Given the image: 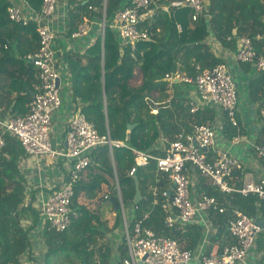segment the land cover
<instances>
[{"label": "trees", "instance_id": "obj_1", "mask_svg": "<svg viewBox=\"0 0 264 264\" xmlns=\"http://www.w3.org/2000/svg\"><path fill=\"white\" fill-rule=\"evenodd\" d=\"M43 1L25 0L37 12L41 11ZM127 1L67 0L69 38L81 24L93 25L92 42L84 52L66 56L71 90L81 113L94 123L100 135L127 141L131 148L161 157L180 134L191 131L186 119L204 124L200 120L201 111L190 112L194 87L171 84L165 80L166 75L196 77L203 70L224 63L208 42L212 34L217 43L230 51L237 50L238 37H251L260 51L262 41L256 37L264 36V0H206L208 17L195 23L189 8H174L170 13L156 9L140 25L149 33V40L139 42L136 49L123 45L111 27ZM171 1L176 0H168ZM9 6L6 0H0V107L17 119L29 113L31 92L38 83V73L26 57L38 51L39 36L35 23L23 26L11 22ZM104 18L103 37L100 31ZM249 82L250 100L263 109L264 72L255 74ZM155 95H159L158 100ZM151 102L166 105L153 113ZM128 123L136 125L130 132ZM224 131L228 139L239 134L229 120ZM260 134L264 140V127ZM24 156L20 141L7 135L6 146L0 153V264H23L21 256L27 254L30 245L29 231L40 219L33 207L38 190L32 192L31 202L25 205L26 182L19 169ZM91 160L75 186L72 207L79 217L66 231L46 234L47 252L42 264H114L116 258L118 264H123L129 251L122 211L118 208L120 200L127 211L130 231L138 221H144V227L157 235L174 238L184 249H197L204 233L201 226L194 224L185 231L165 226L162 203L172 197H163V192L170 191L172 184L167 175L158 174L155 161L131 176L135 158L127 148L111 150L107 145L101 146L93 152ZM135 179L143 198L138 205L134 203ZM199 179L208 195L218 196L210 180L200 176ZM107 203H111L116 213L112 226L101 216ZM227 209L257 219V214L264 211V203L256 195L234 194L229 195ZM24 222L32 224L29 229ZM223 232L224 228L216 238ZM229 238V244L236 243L230 235Z\"/></svg>", "mask_w": 264, "mask_h": 264}, {"label": "built area", "instance_id": "obj_2", "mask_svg": "<svg viewBox=\"0 0 264 264\" xmlns=\"http://www.w3.org/2000/svg\"><path fill=\"white\" fill-rule=\"evenodd\" d=\"M6 1L10 4L9 20L23 26L35 23L39 36L38 51L26 57L38 73V83L34 86L29 113L17 119L6 118L2 116L4 110L0 107V153L6 146L7 135L16 137L25 151L19 169L26 182V206L32 200V192L38 190L33 207L38 211L40 219L35 228L29 231L30 245L27 254L21 256L23 264H42L47 252L46 234L66 231L79 217L72 207L75 186L91 165L93 152L101 146L107 145L111 150H131L135 158V168L130 172L131 176L151 161L157 163L158 174L167 175L174 187L172 195H169V191L163 192V197H172L162 203L167 228L185 231L191 225L205 223L207 215L212 211L228 215V200L222 195H256L264 203V176L255 180L245 174L243 185L239 188L231 187L229 183L235 172L241 168V160L232 154V148L245 142L246 137L237 134L232 138L229 147L220 150L217 148V130L210 123L193 124L189 133L180 134L169 145L164 156L157 157L129 147L127 141H114L109 135H100L94 123L80 111L68 125L66 148L57 149L52 142L51 131L53 117L63 106V97L55 50L56 34L51 27V21L58 10L60 0H44L39 12L27 3L26 7L18 2L25 0ZM182 7L192 10L193 23L204 16L208 17L206 0H128L117 12L111 27L123 45L129 44L136 49L139 42L148 41L150 38L149 33L140 27L146 15L151 17L156 9L170 13L172 9ZM105 28L106 21L103 22L101 30L103 37ZM178 29L181 31L180 25ZM90 31L91 24L85 22L73 33L72 39L85 37ZM256 39L262 41L260 51L251 37H238L236 59L239 63L250 64L256 73H263L264 36L258 35ZM174 77L179 83L194 87L195 94H192L189 100L192 114L198 113L204 107H219L227 115L231 125L239 128L238 86L226 63L203 70L196 77L167 74L165 80L172 84ZM261 114L264 119V108ZM250 145L264 167V142H253ZM210 153L215 156L211 157ZM48 162H63L66 168L58 184L53 186L52 193L45 190L41 183ZM194 173L209 179L219 195L204 193L194 199L191 192ZM35 181L40 185H36ZM120 208L124 221L123 233L129 251L123 264H138L144 258L143 264H195L194 250L182 248L172 237L157 235L152 229L144 227V221H138L130 231L123 203ZM233 213L234 218H227L224 233L233 237L236 243L227 245L222 253L200 255L197 264H254L252 261L249 263V255L264 228L257 219L239 210H234ZM24 225L29 229L32 224L24 222Z\"/></svg>", "mask_w": 264, "mask_h": 264}, {"label": "crops", "instance_id": "obj_3", "mask_svg": "<svg viewBox=\"0 0 264 264\" xmlns=\"http://www.w3.org/2000/svg\"><path fill=\"white\" fill-rule=\"evenodd\" d=\"M18 2H20L19 4H23L27 7L25 1ZM68 11L69 10L67 0H60L58 10L51 21V27L56 34L55 50L58 59V70L61 75V95L63 97V106L53 117V126L51 131V139L54 141L52 142L57 149L66 148V136L68 131V125L72 118L78 112H80V109L78 108V103H76L73 98L70 81L71 77L67 71L66 56L68 54L72 55L75 53H83L86 47L92 42L93 36V25H91V31L87 36L77 39H72V37L69 38L67 34L68 26L70 23ZM146 16L149 17V15ZM208 42L213 47L216 55L223 59L224 63L229 66L230 71L233 74L238 86L239 105L237 120L239 122V128L236 129L239 134L244 135L246 137V140L240 145L234 146L232 148V154L239 157L241 160V168L235 172L234 176L232 177L229 183L231 187L239 188L243 185V176L245 174L251 176L255 180H259L264 176V167L256 153L253 151L252 146L250 145V143L253 142H264V140L260 136V133L262 132L264 127V119L261 114L262 109H260L257 103L252 102L249 98V81L257 73L253 67L249 68L245 66V64L239 63L236 59V51L224 49L219 43L215 41L213 34ZM32 94H34V91L31 92V96ZM192 94H195L194 89L191 91V95ZM154 98L158 100L159 95H155ZM167 101L169 102L170 99H168ZM156 104L166 105L165 102ZM154 111L158 112V110L153 109V113ZM199 114L200 120L204 121V124L210 123L217 130V148L220 150H225L227 147H229L233 137L228 139L224 135V126L226 124V121L229 120L227 115L219 107L215 106L204 107L201 109V112ZM2 116L6 118L10 117L7 113H5V111H3ZM186 123L188 124V126L191 127L193 124L198 122H196L195 120L193 121L192 119H186ZM210 155L211 157L215 156L214 153H210ZM65 169L66 168L63 162H48V166L45 167V172L41 181V183L45 186L44 189L52 193L53 186L58 184L59 178L64 173ZM192 175V197L194 199H197L202 194L206 193V191L204 189L203 184H200L199 176H196L195 173ZM35 183L36 185H40L38 181H35ZM215 191L217 195H219L216 189ZM222 196L229 200V195ZM223 216L224 217H220L217 215V213L212 211L207 215L205 223L199 224V226H201V229H203L204 233L197 249L194 250V252L196 253L194 261L195 264H197L200 255L222 253L223 249L227 245H229V235L223 232L222 235L216 238V234L219 230H223V228H225L224 225L227 221V218H234V213L228 211V215ZM257 220L259 222L264 223V211H260L257 214ZM263 250L264 232L257 237L256 246L251 250V253L249 255V263H251L252 261L254 264H264ZM114 264H118V258H116Z\"/></svg>", "mask_w": 264, "mask_h": 264}, {"label": "water", "instance_id": "obj_4", "mask_svg": "<svg viewBox=\"0 0 264 264\" xmlns=\"http://www.w3.org/2000/svg\"><path fill=\"white\" fill-rule=\"evenodd\" d=\"M104 21H106V18H104ZM103 48H104V44H103ZM173 81H174L175 83H179V80L176 79L175 77H174ZM32 96L34 97V94H32ZM151 106H152V108H153L154 110H158L159 108L165 106V104H156V103H154V102H151ZM127 127H128V131L130 132V131H132V130L136 127V125H131L130 123H128V124H127ZM135 181H136V196H135V201H134V203H135V205H138V204L142 201L143 198H142V195H141V191H140V187H139L138 180L135 179ZM173 191H174V187H172L171 190L169 191V195H172V192H173ZM121 202H122V201L120 200V205H119L118 208L121 207V204H122ZM259 223H260V225L264 228V223H263V222H259ZM144 260H145V258H144L143 260H141L138 264H143V261H144ZM84 262H85V260H84Z\"/></svg>", "mask_w": 264, "mask_h": 264}, {"label": "rangeland", "instance_id": "obj_5", "mask_svg": "<svg viewBox=\"0 0 264 264\" xmlns=\"http://www.w3.org/2000/svg\"><path fill=\"white\" fill-rule=\"evenodd\" d=\"M101 216L103 219H106L110 222V226H112L114 224L115 218H116V213H115V210L112 207L111 203H107L105 205L104 209L101 212Z\"/></svg>", "mask_w": 264, "mask_h": 264}]
</instances>
